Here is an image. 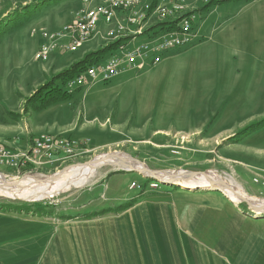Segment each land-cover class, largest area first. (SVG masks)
<instances>
[{
	"label": "rangeland",
	"instance_id": "374dc122",
	"mask_svg": "<svg viewBox=\"0 0 264 264\" xmlns=\"http://www.w3.org/2000/svg\"><path fill=\"white\" fill-rule=\"evenodd\" d=\"M239 1L212 3L213 0H208L202 7L210 10L218 4ZM83 2L0 0V31L12 25L13 20L23 21L22 26L7 32L0 40V79L5 78L0 82L1 143L6 144L3 139L15 132L34 133V128L39 126L35 120L44 121L45 111L36 108L39 102H26L34 79L48 77L40 69L49 60L34 59L39 37L31 35L32 28L39 26L50 31L59 28L66 21L64 18L72 21L80 9L89 7V3ZM204 10L195 11L198 17L195 27ZM225 10L223 5L222 12ZM198 41L165 51L163 57L184 53ZM86 45L71 55L82 56ZM211 46L206 42L191 53H209ZM189 59L181 54L170 63L162 61L159 69L129 70L121 76L129 79L116 87L109 81L73 90L91 88L83 101L101 98L109 102L108 110L106 105L84 108L86 118L92 113L93 124L103 129L98 138L106 136L104 141L96 143L90 134L91 138L75 135L76 139L88 141V151L74 161L54 165L50 170L33 164L16 169L6 166L0 167V173L10 181L27 176L43 178L66 166L86 164L102 154L120 152L157 173L212 172L227 183L232 180L242 185L248 196L264 199V124L253 132H244L251 124L264 121V106L257 105L255 117L248 122L240 121L241 127L230 137L221 138L222 130L213 137L221 113L215 114L218 107L209 93L215 94L216 90L202 89L207 84L206 78L212 81L213 75L211 71L201 70L199 62L195 68L188 66ZM255 63L258 67L264 65V49ZM202 96L207 98L208 105H201ZM210 106L214 110L209 111L208 124L204 122L200 129L186 127L189 122L196 123L206 116ZM80 108L83 109V104ZM82 119L85 121L83 114ZM140 122L147 128L138 136L139 131L132 125ZM159 124L163 129L171 124L177 126L168 134L156 131ZM36 137L18 136L17 139H24L30 146ZM134 183L140 188H133ZM223 192L215 188L192 190L105 165L85 187L66 191L53 199L27 201L0 196V256L16 253L19 260L38 254L28 260L37 264L44 250V225L47 224L52 236L58 230L64 231L58 250L60 264H264V213L258 214L243 201H231ZM70 231L72 240L68 237ZM253 232L261 239L250 243L248 239ZM254 248L256 252L252 254Z\"/></svg>",
	"mask_w": 264,
	"mask_h": 264
},
{
	"label": "crops",
	"instance_id": "0c3cea01",
	"mask_svg": "<svg viewBox=\"0 0 264 264\" xmlns=\"http://www.w3.org/2000/svg\"><path fill=\"white\" fill-rule=\"evenodd\" d=\"M101 1L102 0H89V6H96ZM207 1L208 0H187L186 2L190 10L197 11L198 9H201L203 6L202 4ZM83 3L82 0V4ZM223 5L226 8L225 12H222ZM201 15L202 19L200 20V23L196 27L194 25V36L192 40H199L198 43L196 42L192 47L185 49L184 53H170L166 57H163L162 61L165 60L170 63L176 56L185 54L186 60L188 58L191 60V62H189L191 64L188 66H194L195 68V64L199 62L201 63V70L205 69L206 71H211L213 80L211 81L206 78L207 84H204V86L202 85V87H204L202 89L203 91L206 88L210 91L214 89L216 90L215 94L210 92L209 96L212 95L210 99L214 102L215 106L218 107L217 110H215V114L217 115L221 113L218 123L219 127L212 132V135L215 137L217 131L222 130L223 133L220 134L221 138L230 137L236 129L241 127L240 121L248 122L255 117L258 112L257 105L260 108L264 106V68L262 69V66L264 65H260V67L254 66L256 65L255 60L260 54L261 49H264V0H241L239 2L218 4L210 10L201 12ZM214 15L215 17H213ZM125 17L126 15L123 12H119L114 21L110 25H106V29H103L104 24H100L94 37L86 43L87 45L83 49L82 56L78 57L71 55L75 53H53L48 64H44L40 69V73L43 75L48 74V77H36L32 84H30L29 96L32 95L38 87L47 82L50 77L82 60L88 53L104 48L108 44L118 41L121 37L125 38L127 35L129 36V39L125 40L123 45L127 49L132 50L144 43L153 42L155 40L154 37L160 34L164 30V27H166L160 25L165 23L164 21H161L156 14H152L150 18L141 23L142 31H144L143 34H139L141 36L134 34L115 36V34L111 32H115L120 24L127 26ZM64 19H66V21L61 24L59 28L53 29V31L63 29L65 25L70 22L69 17ZM33 24H35V21L32 25ZM44 29L45 28L43 27L34 26L31 30V35L33 37H39L40 31ZM129 29L132 30V28ZM145 33L147 34L144 35ZM143 37L145 38L143 39ZM140 38H142V40H138ZM202 39L204 40L202 41ZM206 42L212 45L211 52L203 55H201L202 53H191L196 51L198 46H201ZM35 44L37 45V48L34 53V59H36L40 39L37 40ZM110 54L119 53H108L103 60L109 58ZM162 61L157 65L146 63L143 68L129 70L144 71L151 67L159 69L158 67H161ZM125 72H122L113 78L109 84L112 87H116L123 83V81L129 79V77H121ZM22 75H25L26 77L24 72ZM49 75L51 76L49 77ZM9 76H11V74H9ZM217 76L218 80H216ZM4 79L5 78L2 76L0 82ZM26 80H28L27 77ZM58 82L59 81H57V84H59ZM61 87L66 90L63 85ZM90 92L91 88H86L78 92H69L71 98L59 100L46 108L41 109V111H45L43 115L44 121L41 122L40 120H35L39 122V126L34 128V133L30 132L26 135V133L15 132L12 135L5 137L3 141L16 150L27 149V147L29 148V144L26 145L24 139H30L42 134L73 137L76 135L81 138L89 136L88 134H90L92 138L96 139V143L104 141L106 136L98 138V136L103 134V129H97L93 124L95 116L92 113H88L86 118L84 108L106 105L107 107L105 109L108 110V108L110 109V105L109 102L103 101L101 98L96 99L95 101H83V96ZM203 96L201 97V105H208L206 101L207 98H204ZM81 104H83L82 110L80 108ZM243 105L245 107H243ZM211 110H214L213 106H210V110H208L206 116L203 115L196 123L191 124L189 122L186 127L192 126V129L203 128L204 124H208V121L210 120L208 117L209 111ZM111 113H116V110H111ZM82 114L85 121L82 119ZM26 115L29 116L30 113ZM159 125L156 127V131H164L168 134L175 130L177 126L171 124L169 126L167 125V127L163 126V129L161 125ZM132 127H135V131H139V133L136 134L138 136L141 135L142 131L145 132L147 128V126L141 122L133 124ZM18 136H21L24 139L18 140ZM189 189L194 190L198 188L189 187ZM199 189L207 190L206 188ZM233 232L234 230H232V233ZM228 234H226L227 237ZM50 236H52V233L49 232V226L46 224L44 225V250L41 252L37 264H60L58 261V250L63 242L64 231L58 230L52 238H50ZM68 237L72 240V231L68 232ZM260 239L261 238L253 232L250 233L248 241L253 243L258 242ZM251 250L252 254H255L256 248ZM33 255L38 254H32L30 256L26 255L19 260H17L16 253H13L12 255H1L0 264H31L33 261L28 260H32ZM260 256H262V254H260Z\"/></svg>",
	"mask_w": 264,
	"mask_h": 264
},
{
	"label": "built area",
	"instance_id": "2783aa9c",
	"mask_svg": "<svg viewBox=\"0 0 264 264\" xmlns=\"http://www.w3.org/2000/svg\"><path fill=\"white\" fill-rule=\"evenodd\" d=\"M89 3V0H84ZM156 1V2H155ZM187 0H102L96 6L80 9L74 20L59 31L42 30L39 33L40 45L36 54L39 61H48L53 53H74L90 41L103 22L110 25L119 12L126 17L127 26L120 24L115 36L143 34L142 24L156 14L165 23H176L172 30H164L154 37L151 43H144L129 50L122 45L109 58L86 68L71 78L63 86L68 92L98 82H109L120 73L129 69H140L146 63L159 64L163 53L190 43L194 36L196 13L190 10ZM141 24V25H140ZM129 28H132L130 30ZM126 37H129L128 35ZM123 38V37H121ZM88 141L71 136L43 134L33 139L29 148L16 150L0 142V167L19 168L33 164L44 169L54 168L74 161L79 155L88 151ZM133 188H140L134 183Z\"/></svg>",
	"mask_w": 264,
	"mask_h": 264
},
{
	"label": "bare ground",
	"instance_id": "6f19581e",
	"mask_svg": "<svg viewBox=\"0 0 264 264\" xmlns=\"http://www.w3.org/2000/svg\"><path fill=\"white\" fill-rule=\"evenodd\" d=\"M105 165H111L119 169H134L145 171L146 165L136 161L127 154H102L96 160L86 164L69 167L63 171L51 176L36 178L33 176L23 177L21 180L10 181L0 173V196L19 200H42L53 199L61 193L72 189L82 188L92 182L98 175L99 169ZM131 167V168H130ZM181 172L162 171L156 173L158 179L163 182L175 183L182 187L219 188L233 202L247 201L253 207H264V199L252 198L248 196L242 185L234 184L231 180L227 183L220 176L207 172L206 174H185L188 171ZM198 175V176H196ZM39 176V175H38ZM37 176V177H38ZM254 210V209H253ZM258 214L264 212L255 210Z\"/></svg>",
	"mask_w": 264,
	"mask_h": 264
},
{
	"label": "trees",
	"instance_id": "16d2710c",
	"mask_svg": "<svg viewBox=\"0 0 264 264\" xmlns=\"http://www.w3.org/2000/svg\"><path fill=\"white\" fill-rule=\"evenodd\" d=\"M213 1L214 2L212 3H217V1H220V0H213ZM212 3L210 5H213ZM202 8H205L206 10L208 7H202ZM28 17H26V19H28ZM22 24H23V21L13 20L12 25L0 31V40L7 32L12 31L15 28H19L20 26H22ZM160 25L167 26V29L169 30H172L176 27V23H172V24L163 23ZM127 39L129 38L128 37L121 38L114 43L108 44L104 48H101L94 52H90L82 60L71 65L69 68L65 69L64 71L54 75L51 80L47 81L45 84L40 86L35 91V93L29 97V99L26 101L27 104L28 102H31V101L39 102V105H37L36 108L41 110L59 100L71 98V94L68 91L64 90L59 84H57V81H60L64 86L68 80L80 74L82 71H84L89 66L96 64L98 62L104 61L103 59L105 58V56H107L108 53H114L118 51L119 48L123 45V42ZM44 91H45V96H44ZM258 124H261V125H258ZM263 124H264V121L251 124L244 130V132H253L254 130L258 129Z\"/></svg>",
	"mask_w": 264,
	"mask_h": 264
},
{
	"label": "water",
	"instance_id": "95a60500",
	"mask_svg": "<svg viewBox=\"0 0 264 264\" xmlns=\"http://www.w3.org/2000/svg\"><path fill=\"white\" fill-rule=\"evenodd\" d=\"M111 154H117V152H115V153H111ZM107 155H109V154H107ZM136 161H138V160H136ZM138 162H140V161H138ZM143 164V163H142ZM73 165H76V164H73ZM144 165V164H143ZM71 166V165H70ZM69 166H66V167H64L62 170H65V169H67ZM61 170V171H62ZM121 170H126V169H121ZM127 171H136V172H138V173H140V174H143L145 177H147V178H153V179H155V180H158V181H160L159 179H158V177H157V175H156V173H157V171H153V170H150V169H148L147 167L145 168V171L146 172H143V171H138V170H134V169H130V170H127ZM205 173V172H204ZM56 174V173H55ZM55 174H53V175H55ZM194 175H195V173H194ZM161 182H163V181H161ZM163 183H169V182H163ZM170 184H173V183H170ZM216 189H219V188H217L216 187ZM243 201V200H242ZM243 202H245V203H247L248 205H249V207H251L252 209H254V210H258V211H261V212H264V207H253L252 205H250V203H248L247 201H243Z\"/></svg>",
	"mask_w": 264,
	"mask_h": 264
}]
</instances>
